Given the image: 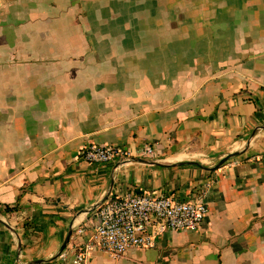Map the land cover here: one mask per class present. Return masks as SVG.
<instances>
[{
	"label": "crops",
	"instance_id": "crops-1",
	"mask_svg": "<svg viewBox=\"0 0 264 264\" xmlns=\"http://www.w3.org/2000/svg\"><path fill=\"white\" fill-rule=\"evenodd\" d=\"M143 194L207 213L86 264H264V0H0V264L70 263L103 202Z\"/></svg>",
	"mask_w": 264,
	"mask_h": 264
},
{
	"label": "built area",
	"instance_id": "built-area-1",
	"mask_svg": "<svg viewBox=\"0 0 264 264\" xmlns=\"http://www.w3.org/2000/svg\"><path fill=\"white\" fill-rule=\"evenodd\" d=\"M137 153L150 156L153 149L143 146ZM77 157L87 163L104 164L131 160L135 153L117 146L91 144L82 147ZM206 213L207 207L201 200L178 201L151 194L107 200L96 211L97 223L88 242L76 251L70 263L63 260L59 264H86L93 249L119 258L133 248H152L156 240L168 231L197 230Z\"/></svg>",
	"mask_w": 264,
	"mask_h": 264
},
{
	"label": "water",
	"instance_id": "water-1",
	"mask_svg": "<svg viewBox=\"0 0 264 264\" xmlns=\"http://www.w3.org/2000/svg\"><path fill=\"white\" fill-rule=\"evenodd\" d=\"M240 154H241V152H232V153L227 154L222 159H220L218 161V163L213 168H210L209 170H216V169L220 168L226 161L233 159V158L239 156ZM193 164L197 165V163H193ZM200 167L203 169H207L206 167H203V166H200ZM69 238H70V232L67 234V237H66L63 245L61 246L59 253H61L64 250V248L66 247V245L69 241Z\"/></svg>",
	"mask_w": 264,
	"mask_h": 264
},
{
	"label": "trees",
	"instance_id": "trees-1",
	"mask_svg": "<svg viewBox=\"0 0 264 264\" xmlns=\"http://www.w3.org/2000/svg\"><path fill=\"white\" fill-rule=\"evenodd\" d=\"M16 208H13V209H10V208H6L7 211H13L15 210Z\"/></svg>",
	"mask_w": 264,
	"mask_h": 264
}]
</instances>
